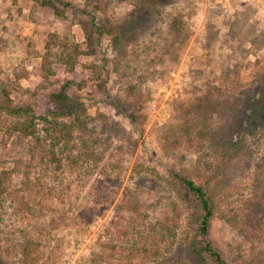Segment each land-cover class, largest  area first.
I'll return each instance as SVG.
<instances>
[{
	"label": "rangeland",
	"instance_id": "obj_1",
	"mask_svg": "<svg viewBox=\"0 0 264 264\" xmlns=\"http://www.w3.org/2000/svg\"><path fill=\"white\" fill-rule=\"evenodd\" d=\"M159 1L162 17L140 11L139 0H0V79L13 82L14 103L44 116L49 94L70 80L80 118L94 128L76 130L66 148L74 149L50 162L2 117L4 264L188 260L185 215L167 179L209 176L214 152L202 136L233 120L256 130L230 164L208 238L228 264H264V242L247 238L251 201L263 193L254 171L264 155V0ZM169 15L183 21L179 35L167 29ZM101 24L118 30V47ZM164 222L175 231L158 242Z\"/></svg>",
	"mask_w": 264,
	"mask_h": 264
},
{
	"label": "trees",
	"instance_id": "obj_2",
	"mask_svg": "<svg viewBox=\"0 0 264 264\" xmlns=\"http://www.w3.org/2000/svg\"><path fill=\"white\" fill-rule=\"evenodd\" d=\"M158 3H160L159 0H139L137 5L141 6L139 7L140 11L148 16L162 17V12L157 10ZM48 4L52 6L51 2H48ZM52 8L54 15L61 16L56 8L53 6ZM132 16L133 13H131ZM166 24L167 29L171 33L179 35V33L184 31L183 21L177 16L171 17L169 15ZM101 28L108 29V35H111V42L114 46L118 47L121 44L122 40L114 26L106 28L105 25L101 24ZM183 39L185 41L186 37ZM42 77L46 79V76ZM71 83L72 81L68 80L58 90L49 94L48 100L51 108L44 116L38 117L35 115L33 108L15 104L12 98L14 92L13 82L8 79H0V125L3 124L2 117H12L14 122L10 128H7L8 133H16L26 137L30 144L29 151L31 155L39 151L41 157L47 158L50 162L57 161L60 163V149L61 151L63 149L68 151L74 149L73 146L66 148L72 142L75 131L78 130L89 134V132L93 133L94 129L88 132V127L81 120L80 117L85 114V111L79 104L78 99L69 95ZM263 99L264 88L258 96V101L260 102ZM236 111L237 107L234 113ZM104 130L105 127L103 126L102 131ZM209 130L205 131L206 134L202 137H206L205 141H207L214 152L215 163H205L206 170L208 169L211 174L205 177L202 176L200 181L195 180L194 176L180 177L177 174H172L167 179L170 189L176 197V203H173L174 209H180V211L182 209L183 215H185L186 231H188L190 236V239L186 241L187 243L182 246L183 249L181 250L183 257H186L189 261L178 260V264H228L218 249L211 245L208 238L210 220L218 211L216 201L218 191L224 188L227 189L229 185L226 182L230 164L235 158L239 157L243 149L248 147V140L250 135H252L251 132H254L256 128L242 125L239 120H233L231 123L219 126L213 133L208 132ZM82 150L84 151L83 156H94L84 142ZM78 159H80V156L72 158L71 161L76 164ZM254 175L255 187L257 191H262L263 193L260 197L256 196L251 201L250 212L248 211L250 227L247 229V238L250 241L258 240L257 242H264V155L261 158V163L255 165ZM6 180V173L0 171V197L4 194ZM223 216V219L231 226L242 231L238 229L237 222L234 220L236 219L235 217L229 219L225 214ZM251 218L255 219L252 220ZM155 229L156 236L154 240L159 242L164 239L167 233H174L175 226L173 224L169 226L167 222H164L159 224V226H155ZM250 250H257L256 245L253 244ZM23 259L24 261L30 259L29 251L24 252ZM0 264H4L1 258Z\"/></svg>",
	"mask_w": 264,
	"mask_h": 264
}]
</instances>
